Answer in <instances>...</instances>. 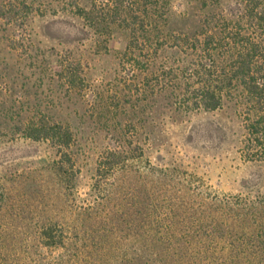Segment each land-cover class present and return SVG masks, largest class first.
<instances>
[{"label":"rangeland","instance_id":"1","mask_svg":"<svg viewBox=\"0 0 264 264\" xmlns=\"http://www.w3.org/2000/svg\"><path fill=\"white\" fill-rule=\"evenodd\" d=\"M110 1L0 0V219L17 234L35 219L83 214L99 157L119 144L141 167L212 200L264 180V163L244 156L238 87L218 110L178 107L186 38L206 15L238 20V0H122L128 8L117 10ZM34 123L72 131L75 175L49 142L26 136ZM126 205L125 217L113 210L105 226L121 218L125 229L133 214ZM123 244L118 261H93L83 258L82 240L80 260L68 264H130ZM47 253L44 264H60V250Z\"/></svg>","mask_w":264,"mask_h":264},{"label":"trees","instance_id":"2","mask_svg":"<svg viewBox=\"0 0 264 264\" xmlns=\"http://www.w3.org/2000/svg\"><path fill=\"white\" fill-rule=\"evenodd\" d=\"M110 2L112 10L128 8L122 0ZM238 3V20L206 15L200 30L186 38L182 48L190 60L181 69L184 86L178 107L215 111L238 87L244 156L248 162L264 163V0ZM26 136L49 142L61 166L69 167L66 173L75 175L70 129L34 123L27 126ZM134 158L125 144L101 154L77 219H35L22 235L12 231L5 216L0 219V264H44L47 251L56 250L62 253L60 264H68L80 260L82 240L83 258L94 256L93 261H118L126 250L124 241L131 246L130 264H252L263 259L264 180L212 200L162 169L141 167ZM5 196L0 186V212L7 207ZM126 203L133 209L128 226L120 228L121 218L105 226L103 219L114 220V211L125 217Z\"/></svg>","mask_w":264,"mask_h":264}]
</instances>
